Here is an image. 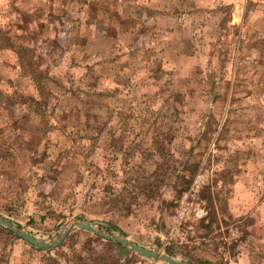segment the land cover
I'll list each match as a JSON object with an SVG mask.
<instances>
[{
	"label": "rangeland",
	"instance_id": "374dc122",
	"mask_svg": "<svg viewBox=\"0 0 264 264\" xmlns=\"http://www.w3.org/2000/svg\"><path fill=\"white\" fill-rule=\"evenodd\" d=\"M0 264H264V0H0Z\"/></svg>",
	"mask_w": 264,
	"mask_h": 264
},
{
	"label": "water",
	"instance_id": "95a60500",
	"mask_svg": "<svg viewBox=\"0 0 264 264\" xmlns=\"http://www.w3.org/2000/svg\"><path fill=\"white\" fill-rule=\"evenodd\" d=\"M0 224L6 226L8 229H10L11 231L16 233L21 238L28 241L29 243L35 245L36 247L43 248V249H52V248L59 246L67 236V232L65 231L60 236H58L57 239L48 242V241L40 240V239L36 238L35 236H33L32 234H30L29 232L18 228L14 223H12L9 220L0 218ZM74 224L81 227V228H84L86 230H90V231L94 232L95 234L104 236L105 238H107L109 240H113V241L123 243L124 245L131 247L133 250H135L136 252H138L139 254H141L143 256L153 258L156 260L165 261V262H168L170 264H191V263H188L186 261H182V260H180L174 256H171L169 254H164V253H161L159 251H154V250H150L148 248H145V247L141 246L140 244H137V243H135V242H133L127 238L120 237V236H113V235L104 233L101 230L95 228L90 223H86V222L80 221V220H75Z\"/></svg>",
	"mask_w": 264,
	"mask_h": 264
}]
</instances>
